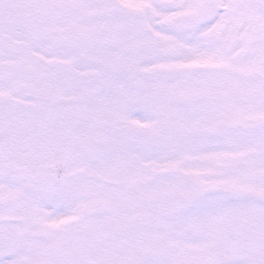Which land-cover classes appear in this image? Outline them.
Masks as SVG:
<instances>
[{
	"label": "snow or ice",
	"instance_id": "6c2138e0",
	"mask_svg": "<svg viewBox=\"0 0 264 264\" xmlns=\"http://www.w3.org/2000/svg\"><path fill=\"white\" fill-rule=\"evenodd\" d=\"M0 264H264V0H0Z\"/></svg>",
	"mask_w": 264,
	"mask_h": 264
}]
</instances>
